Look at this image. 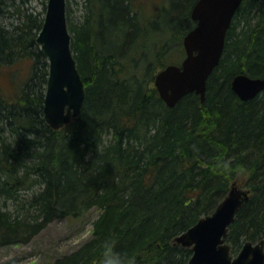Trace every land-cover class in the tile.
I'll return each mask as SVG.
<instances>
[{"label": "trees", "instance_id": "16d2710c", "mask_svg": "<svg viewBox=\"0 0 264 264\" xmlns=\"http://www.w3.org/2000/svg\"><path fill=\"white\" fill-rule=\"evenodd\" d=\"M32 1L0 0V246L96 208L90 237L44 264H103L106 242L132 264H186L176 237L234 186L249 197L231 252L264 241V89L241 100L231 88L238 73L264 77V0L236 10L204 101L192 92L172 107L154 77L184 57L196 0H80L77 21L66 0L85 101L59 129L43 117L48 62L35 42L46 3Z\"/></svg>", "mask_w": 264, "mask_h": 264}, {"label": "water", "instance_id": "95a60500", "mask_svg": "<svg viewBox=\"0 0 264 264\" xmlns=\"http://www.w3.org/2000/svg\"><path fill=\"white\" fill-rule=\"evenodd\" d=\"M242 0H197L190 16L196 25L183 38L185 57L170 63L154 77L160 98L170 107L188 93L204 101L206 83L223 53L227 30ZM48 61L43 116L54 129L77 117L84 105L85 88L71 49L65 0H47L41 29L35 39ZM231 88L241 100L264 89V77L238 73ZM248 191L231 189L214 211L201 216L176 241L191 247L187 264H264V242L245 241L233 255L225 241L236 213L248 199Z\"/></svg>", "mask_w": 264, "mask_h": 264}, {"label": "rangeland", "instance_id": "374dc122", "mask_svg": "<svg viewBox=\"0 0 264 264\" xmlns=\"http://www.w3.org/2000/svg\"><path fill=\"white\" fill-rule=\"evenodd\" d=\"M44 1L46 3L47 0H33L32 5L37 10H41ZM79 15L80 0H69L71 20L77 21ZM0 83L1 85L6 83L2 74H0ZM236 188L244 189V187L238 186ZM27 197H29V193H24L22 198L26 199ZM11 206L8 202L7 208ZM96 215L97 209L91 208L80 219H55L26 243L0 246V264H44L57 256L72 251L90 237L91 223Z\"/></svg>", "mask_w": 264, "mask_h": 264}, {"label": "clouds", "instance_id": "9594fccd", "mask_svg": "<svg viewBox=\"0 0 264 264\" xmlns=\"http://www.w3.org/2000/svg\"><path fill=\"white\" fill-rule=\"evenodd\" d=\"M103 264H132L126 253L114 248V242H106L103 253Z\"/></svg>", "mask_w": 264, "mask_h": 264}]
</instances>
